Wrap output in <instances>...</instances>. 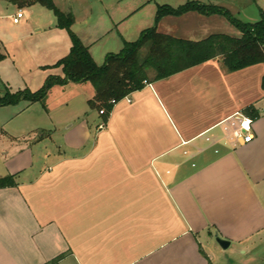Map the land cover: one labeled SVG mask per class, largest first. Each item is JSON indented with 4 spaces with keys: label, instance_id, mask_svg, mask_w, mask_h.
<instances>
[{
    "label": "crops",
    "instance_id": "crops-1",
    "mask_svg": "<svg viewBox=\"0 0 264 264\" xmlns=\"http://www.w3.org/2000/svg\"><path fill=\"white\" fill-rule=\"evenodd\" d=\"M37 5L26 6L24 25L33 26ZM8 11L12 20L19 13ZM219 17L188 13L154 24L160 33L201 41L228 29ZM127 22L113 16L76 31L97 65L147 30H131ZM54 27L65 31L50 20L34 32L61 56L40 70H54L47 68L71 50L47 37ZM112 35V49L97 48ZM263 65L229 72L211 60L151 81L106 119L91 104L95 90L88 95L86 83L57 86L69 97L45 99L43 131L29 114L41 102L3 107L13 108L5 122H19L0 133L13 145L11 152L0 145V178L15 181L0 188V264H212L203 241L216 236L245 246L264 236V116L253 119L250 144L232 147L222 129L228 118L256 109L258 100L245 103L237 94L252 76L263 78ZM54 89L48 97L60 91ZM62 107L65 113L56 116ZM24 136L30 138L23 142Z\"/></svg>",
    "mask_w": 264,
    "mask_h": 264
},
{
    "label": "trees",
    "instance_id": "trees-1",
    "mask_svg": "<svg viewBox=\"0 0 264 264\" xmlns=\"http://www.w3.org/2000/svg\"><path fill=\"white\" fill-rule=\"evenodd\" d=\"M12 3L20 8L40 4L53 11L57 17L58 28L68 32L71 40L70 53L54 66L47 69H61L63 76L50 75L43 87L36 91L24 90L8 92L0 96V106H15L22 101L42 103L55 86L69 83H91L95 90L91 101L97 110L106 109L108 118L114 106L111 101L120 102L131 94L141 91L151 81H160L219 59L229 72H237L252 66L264 64V11L259 21L244 23L229 11L214 5L197 1L173 8L169 5L158 6L156 24L165 17L198 13L204 16H224L240 33V37L215 34L201 41H189L160 33L156 26L143 31L134 42L124 43L120 53L109 54L102 66L92 58L89 48L73 32L74 17L60 11L54 0H0ZM5 57L0 54V61ZM153 73L152 80L149 74ZM264 90V76L262 78ZM252 119L259 118L256 109L246 111ZM15 185L14 177L0 178V188Z\"/></svg>",
    "mask_w": 264,
    "mask_h": 264
},
{
    "label": "rangeland",
    "instance_id": "rangeland-1",
    "mask_svg": "<svg viewBox=\"0 0 264 264\" xmlns=\"http://www.w3.org/2000/svg\"><path fill=\"white\" fill-rule=\"evenodd\" d=\"M189 1H197L201 4L214 5L219 8H223L229 11L233 17L244 22V23H255L259 21L261 17V11H264V0H54L56 7L62 11L64 14H72L74 17V25L72 27L73 32L77 35L76 31H89L97 24H102L109 21V18L115 16H125L127 17V23L130 24L132 28H138V25L143 26V29H150L147 27L149 21L155 26L156 15L158 6L169 5L173 8H178ZM8 4V3H5ZM151 7L148 8V6ZM175 6V7H174ZM145 7V8H144ZM14 10L15 13L19 12L18 7H11L9 5L0 6V52L6 56L5 59L0 61V96H5L8 92L17 93L19 91L30 90L36 92L40 90L44 83L45 77L48 75L61 74L60 69H54L50 71L40 70V65H45V63H55L58 57L56 48H45L43 43L45 42V36H37L34 34L37 27H48L50 26V20L53 24L56 22L57 17L53 11L41 6L40 4L34 8L35 18L33 19L32 25H24L25 20L20 21V25H14L12 18L9 16ZM31 7H23L20 10L24 15L27 16L30 12ZM42 12L41 13H37ZM152 10V11H151ZM47 16L49 19H47ZM43 15V16H42ZM221 21L224 25H228V29H222L220 33L233 35L232 33H238L237 29L230 24V22L224 17L220 16ZM219 17V18H220ZM101 22V23H100ZM225 22V23H224ZM229 22V23H228ZM136 26V27H135ZM152 26L151 28H153ZM56 27L53 31L48 32V36L53 35V39L57 41L59 48L64 44L67 46L71 45L70 36L67 31H60ZM49 31V30H48ZM86 33V32H85ZM34 34V35H33ZM56 34H61V38ZM19 37L20 39L15 40L14 37ZM114 35L105 39L99 46H103L106 49H112L114 42ZM140 36V35H139ZM138 34L133 36L136 40L139 38ZM235 36V35H234ZM236 35L235 37H237ZM134 40V41H136ZM132 41V42H134ZM55 43V44H56ZM55 47H57L55 45ZM102 47V48H103ZM59 50V49H57ZM121 51V50H119ZM67 55V54H66ZM64 55L63 57H65ZM62 57V58H63ZM100 66L104 65V60H98ZM264 66V65H263ZM154 77L153 73L149 74V79L152 80ZM249 85H246L243 93L238 92V98H245L243 101L247 103L249 99L255 98L258 100L255 103V108L259 112L260 117L264 116V90L262 88V77L258 80L256 77L253 78ZM87 87L84 89L88 94L94 92V87L91 83H86ZM59 86V87H66ZM75 88V87H74ZM53 89V88H52ZM51 89V90H52ZM53 96L49 95L46 98H59V103L66 100L62 98H68V94L59 93L62 92L61 88L57 89L55 86ZM76 90V89H73ZM58 92V93H56ZM50 94V93H49ZM57 94V95H56ZM89 95V94H88ZM233 98V97H231ZM49 108L48 101L44 100L42 104L31 109L29 114L36 119L38 125H41V131L47 127V122L45 117H41V113H45V109ZM72 105L71 108H73ZM13 110L12 107L3 109L0 106V133L4 131H9L16 127L19 119L16 121L14 119L8 120L7 112ZM65 113V107L59 108L56 112V116L60 117ZM39 115V116H38ZM38 116V117H37ZM8 119V118H7ZM40 131V132H41ZM39 135L36 134L35 137ZM27 137V138H26ZM29 136L21 137V141L25 142V139H29ZM59 138V135L55 137ZM0 145L6 147L5 150H9L13 145L8 139L2 137L0 140ZM9 152H11L9 150ZM218 237H213L208 241H203L205 251L210 255L212 259V264H264V236L261 238H256L252 242L247 243L245 246H240L237 243H233L228 249L224 250L217 242ZM222 239V238H220ZM247 251V253H242Z\"/></svg>",
    "mask_w": 264,
    "mask_h": 264
},
{
    "label": "built area",
    "instance_id": "built-area-1",
    "mask_svg": "<svg viewBox=\"0 0 264 264\" xmlns=\"http://www.w3.org/2000/svg\"><path fill=\"white\" fill-rule=\"evenodd\" d=\"M24 18V14L22 11L13 18L14 24H19L20 21ZM124 100L131 102L129 97H126ZM119 102L115 100L111 101V104L115 106ZM101 116L108 115V111L106 109H102L99 111ZM106 126V123L103 122L100 125V130H103ZM222 129L227 136V142L232 147H237L240 144H250L254 140V120L246 114L238 113L233 117L228 118L222 123Z\"/></svg>",
    "mask_w": 264,
    "mask_h": 264
},
{
    "label": "water",
    "instance_id": "water-1",
    "mask_svg": "<svg viewBox=\"0 0 264 264\" xmlns=\"http://www.w3.org/2000/svg\"><path fill=\"white\" fill-rule=\"evenodd\" d=\"M217 242L224 250L228 249L231 245L230 242L225 239L218 238Z\"/></svg>",
    "mask_w": 264,
    "mask_h": 264
}]
</instances>
